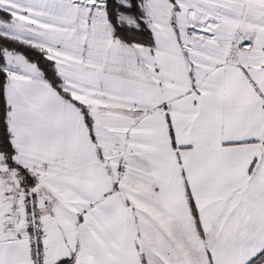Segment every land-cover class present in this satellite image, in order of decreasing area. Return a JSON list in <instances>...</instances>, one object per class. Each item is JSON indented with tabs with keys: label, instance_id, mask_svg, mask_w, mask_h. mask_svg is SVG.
Segmentation results:
<instances>
[{
	"label": "snow or ice",
	"instance_id": "6c2138e0",
	"mask_svg": "<svg viewBox=\"0 0 264 264\" xmlns=\"http://www.w3.org/2000/svg\"><path fill=\"white\" fill-rule=\"evenodd\" d=\"M0 264H264V0H0Z\"/></svg>",
	"mask_w": 264,
	"mask_h": 264
}]
</instances>
